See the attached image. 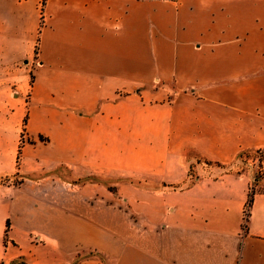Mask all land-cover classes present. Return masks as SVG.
Returning <instances> with one entry per match:
<instances>
[{"label": "crops", "instance_id": "crops-1", "mask_svg": "<svg viewBox=\"0 0 264 264\" xmlns=\"http://www.w3.org/2000/svg\"><path fill=\"white\" fill-rule=\"evenodd\" d=\"M56 1L37 54L36 2L0 0V264H74L87 229L101 241L67 194L37 193L58 171L113 179L132 209L109 222L101 259L79 264H264V192L246 231L258 178L229 169L264 151V1L247 17L228 3ZM150 7L165 14L154 30Z\"/></svg>", "mask_w": 264, "mask_h": 264}, {"label": "rangeland", "instance_id": "rangeland-1", "mask_svg": "<svg viewBox=\"0 0 264 264\" xmlns=\"http://www.w3.org/2000/svg\"><path fill=\"white\" fill-rule=\"evenodd\" d=\"M19 1H25V0H19ZM36 2L37 6V22H38V44H37V50L36 53H40L41 49V38L42 33L46 27V25L51 24V11L50 8L52 7V4L57 2L56 0H47V3L45 6L42 5V0H32ZM60 0L59 2H61ZM120 1V0H117ZM124 1V0H121ZM127 2L131 1L134 5L135 4H144V5H158L161 6L160 8H164V6H167V8L173 9H179L189 6L194 1L197 2H203V3H210L214 4L215 7H219L220 4H229V15L232 17L235 14L238 13H244V16H251L253 13L258 14V11L253 10V5L257 4L259 2H263L264 0H126ZM66 2V1H65ZM163 4V5H162ZM238 4H241L244 6V12H240V7H237ZM156 8V7H154ZM150 7L149 15L150 17H156L154 11ZM224 8V7H223ZM219 9V8H218ZM232 9V10H231ZM157 8L155 9L156 12ZM141 12V10H139ZM163 11H160L158 18H153L152 23L150 22V25L152 26V29L154 30L156 25H164V19L163 17ZM215 14V13H214ZM220 14V13H218ZM216 18V17H215ZM214 18V19H215ZM158 19V20H157ZM233 26V22L230 20L229 27ZM156 35V34H155ZM154 34L150 33V37H155ZM155 43L150 44L149 51H154L156 47H154ZM38 59V56H36ZM37 64V62L35 63ZM162 83H154L153 86H161ZM154 88V87H153ZM166 89H168L167 86H165ZM168 95L172 97L173 91H168ZM170 99V98H169ZM232 171H246L247 169H252L253 172H255V178H258V182L254 181L252 183V187L250 189V194L255 192H264V160L263 163H259L257 160V154L256 153H244L240 160L234 165L229 167ZM60 171H58L57 175L51 176L48 178L46 182H43L41 186L39 187V190L37 193H41L43 195L51 194L53 196L58 195V198L61 195H68V210L70 213L79 212L84 214V218L86 220L93 221L95 220V223H99L102 228V237L101 241L99 242L96 238V234H93V237H88L87 229L86 231V246L84 248H81L83 246H80V249H83L82 252H80V256L76 258V261L74 264H79L82 261H92V260H99L101 259L98 253V248L96 245L98 244H106L105 241L107 236L110 235L111 237L114 236L113 232L109 228L108 224L110 221H117V227L119 226L120 221H124L120 216L123 217V215L132 214V209L130 208V205L125 203L121 200L120 196L116 197V188L109 185V183L113 182V179H105L103 176H97V175H88L85 177H79V178H71L69 182H64V180H60ZM102 184L98 185V187H94L93 184L100 183ZM8 179L1 180V183H7ZM106 183V185L104 184ZM13 185L18 189V193L21 194H33L36 193V185L31 183L29 180L25 181L21 177H15L13 179ZM96 186V185H95ZM37 188V189H38ZM41 188V189H40ZM116 198V199H115ZM139 209V207H138ZM112 213L113 215H110L109 213ZM117 214V215H116ZM116 215V219H115ZM93 217H95L93 219ZM135 218V216L133 217ZM136 221V218L134 219ZM10 229V225L8 227V230ZM118 229H120L118 227ZM124 229V228H123ZM121 229V230H123ZM104 232V233H103ZM107 235H106V234ZM130 235H122L120 237H124L127 241H131L129 237ZM111 241V239H110ZM134 241V240H133ZM87 242L95 244V246H88ZM105 262H107L106 258H103Z\"/></svg>", "mask_w": 264, "mask_h": 264}, {"label": "trees", "instance_id": "trees-1", "mask_svg": "<svg viewBox=\"0 0 264 264\" xmlns=\"http://www.w3.org/2000/svg\"><path fill=\"white\" fill-rule=\"evenodd\" d=\"M47 3V0H42V5L45 6ZM253 202H254V193H251L249 195V199H248V202H247V210H246V214H245V223H244V229L247 231L248 230V227H249V222H250V209L253 205ZM8 227H9V223H8Z\"/></svg>", "mask_w": 264, "mask_h": 264}, {"label": "built area", "instance_id": "built-area-1", "mask_svg": "<svg viewBox=\"0 0 264 264\" xmlns=\"http://www.w3.org/2000/svg\"><path fill=\"white\" fill-rule=\"evenodd\" d=\"M256 154H257V160L259 161V163H263L264 151H258V152H256Z\"/></svg>", "mask_w": 264, "mask_h": 264}]
</instances>
